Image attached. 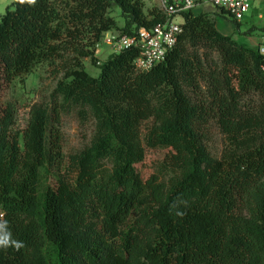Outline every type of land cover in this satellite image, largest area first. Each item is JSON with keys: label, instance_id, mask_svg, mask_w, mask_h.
I'll use <instances>...</instances> for the list:
<instances>
[{"label": "trees", "instance_id": "1", "mask_svg": "<svg viewBox=\"0 0 264 264\" xmlns=\"http://www.w3.org/2000/svg\"><path fill=\"white\" fill-rule=\"evenodd\" d=\"M144 7L14 0L0 16V84L24 83L43 64L65 72L49 102L31 106L24 129L17 107L0 102V225L10 233L0 264H264L260 46L222 33L216 16L226 12L190 10L164 62L140 72L132 46L92 76L83 59L97 62L106 33L134 36L166 21ZM72 112L95 130L61 173L62 120ZM213 128L220 154L210 146ZM147 148L168 153L144 178Z\"/></svg>", "mask_w": 264, "mask_h": 264}, {"label": "rangeland", "instance_id": "2", "mask_svg": "<svg viewBox=\"0 0 264 264\" xmlns=\"http://www.w3.org/2000/svg\"><path fill=\"white\" fill-rule=\"evenodd\" d=\"M13 1L14 0H0V16L6 13L8 6H10ZM143 1L147 15L154 9L161 10L160 0ZM205 10L213 13L217 9L209 10L208 8ZM112 16L115 17L120 28L124 27L125 18L122 16L121 9L118 6L113 7ZM216 21L217 27L222 33L232 36L240 44L250 48L264 46V19H259L256 14L254 16L248 15L241 22L240 28H237L236 23L228 16L217 15ZM114 32L121 33L119 30H115ZM113 53V49L106 43L104 37L97 45L95 51L97 62L94 63L91 58L83 59L86 70L92 76H98L100 73V65ZM63 78H65V72L57 73L55 69H51L49 65L43 64L36 67L33 73L26 77L24 83L0 84V102L12 103L18 109V129H24L26 127L31 106L35 103H48L52 92ZM94 130L95 125L93 120L84 121L74 112L63 116V151L66 158L57 172L65 173L66 166L69 162V155L80 151L88 145L92 139ZM210 137L212 151L220 154L223 146L222 136L213 128L210 131ZM167 153V149L147 148L145 160L138 164V170L141 172L142 176L147 178L154 172H157V170H160ZM51 180L54 181L52 175Z\"/></svg>", "mask_w": 264, "mask_h": 264}, {"label": "built area", "instance_id": "3", "mask_svg": "<svg viewBox=\"0 0 264 264\" xmlns=\"http://www.w3.org/2000/svg\"><path fill=\"white\" fill-rule=\"evenodd\" d=\"M213 6L227 13L233 21L242 22L248 15L255 14L264 19V0H212ZM161 10L166 15L165 22L151 28H140L134 36L110 31L106 33V43L119 53L132 46L140 49L135 59V67L140 72L151 70L166 60L169 53L176 47L183 32L184 13L195 10L197 0H160ZM264 55V46H260ZM4 212L0 208V219Z\"/></svg>", "mask_w": 264, "mask_h": 264}, {"label": "clouds", "instance_id": "4", "mask_svg": "<svg viewBox=\"0 0 264 264\" xmlns=\"http://www.w3.org/2000/svg\"><path fill=\"white\" fill-rule=\"evenodd\" d=\"M21 3L27 2L28 4H35L36 0H20ZM3 225H0V246H7L10 243V233L3 232ZM12 243H16L15 241H11ZM17 247L21 245L16 243Z\"/></svg>", "mask_w": 264, "mask_h": 264}, {"label": "crops", "instance_id": "5", "mask_svg": "<svg viewBox=\"0 0 264 264\" xmlns=\"http://www.w3.org/2000/svg\"><path fill=\"white\" fill-rule=\"evenodd\" d=\"M208 8H209V10H212V9L215 10L216 9L212 4V0H197V6H196L194 11L196 13H200V12L206 11L205 9H208ZM209 12H211V11H209ZM216 20H217V16H216ZM226 35H228V34H226Z\"/></svg>", "mask_w": 264, "mask_h": 264}]
</instances>
